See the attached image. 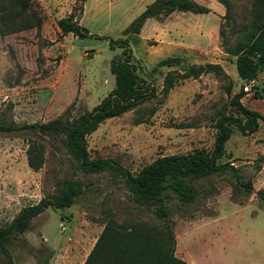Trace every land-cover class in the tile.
Returning a JSON list of instances; mask_svg holds the SVG:
<instances>
[{
  "label": "rangeland",
  "instance_id": "rangeland-1",
  "mask_svg": "<svg viewBox=\"0 0 264 264\" xmlns=\"http://www.w3.org/2000/svg\"><path fill=\"white\" fill-rule=\"evenodd\" d=\"M153 1L81 0L79 7L80 0H32L39 25L22 30H10V23L27 22L28 16L11 14L0 24V124L40 123L91 109L113 87L108 61L122 49L110 41L127 37L137 74L152 83L155 95L99 123L85 137L89 157L115 159L135 173L161 155L210 150L215 119L233 113L230 97L244 84L229 44L234 31L247 24L252 0H229L235 30L217 0H190V11L148 18L138 33L131 32V22ZM1 7L10 9L6 2ZM70 13L85 29L84 37L61 35L56 21ZM166 56H178L181 63L152 70ZM203 63L221 69L184 79L162 96L161 78L168 69ZM246 94L241 103L264 117L263 67ZM257 121L248 135L233 127L218 159L250 181V193L233 187L228 173H219L194 181L197 196L191 203L173 196L164 200L173 254L185 264H264V200L256 196L264 188V120ZM29 142L40 147L37 170L26 164ZM65 178L82 184L72 205L47 207L22 232L13 233L9 259L0 253V264H81L107 220L161 225L152 210L127 200L120 176L82 173L59 139L26 131L0 132V225L22 206L51 194L56 181Z\"/></svg>",
  "mask_w": 264,
  "mask_h": 264
},
{
  "label": "trees",
  "instance_id": "trees-1",
  "mask_svg": "<svg viewBox=\"0 0 264 264\" xmlns=\"http://www.w3.org/2000/svg\"><path fill=\"white\" fill-rule=\"evenodd\" d=\"M225 9L224 17L235 21L229 14V0H217ZM9 4L4 10L1 3ZM193 8L190 0H154L130 24V30L138 33L148 18L167 16L173 11L186 12ZM27 15L29 20L11 22L10 30L38 27L39 17L32 10V0H0V24L3 25L11 14ZM247 24L234 31V38L229 44V51L235 52V71L240 80H254L257 70L264 68V0H252L249 7ZM61 35L71 33L84 37L81 27L73 14L56 21ZM2 28L0 27V33ZM118 44L122 49L119 55L108 61L109 72L113 76V87L101 100L89 110H83L76 116L59 115L40 123L0 124V132L26 131L36 136H51L59 139L69 157L82 173H100L103 171L120 176L123 179L127 200L131 203L152 210L161 220V225L136 220L117 222L107 220L95 238L91 248L81 264H185L174 253V234L167 222L168 212L164 200L173 196L180 203H191L197 196L194 181L211 174L228 173L234 180L230 183L243 193L251 192L249 180L242 181L236 167L229 161L218 163L224 155V143L229 138L233 127L242 135L253 133L258 127V119L264 117L255 110L245 107L240 98L247 93L242 87L229 100L233 113H221L214 121L216 133L210 150L196 148L185 154H165L154 158L141 166L135 173L129 172L119 162L111 158H90L86 149L85 137L93 132L103 120L120 115L136 107L155 95L150 81L141 79L132 60L127 37L110 41V46ZM181 63L178 56H166L159 59L152 67L172 68ZM217 64H191L183 71L168 69L161 78V94L165 96L177 83L188 78H197L209 71H220ZM256 93H254L255 95ZM256 96V95H255ZM153 109L149 110V114ZM137 122H143L139 120ZM40 147L29 142L26 149V164L37 170L42 162ZM259 165L254 166V171ZM82 191V184L74 179L56 181L54 191L37 202L22 206L6 224L0 225V253L9 259L7 243L13 233L22 232L31 219L45 208H67ZM259 200H264V188L256 191Z\"/></svg>",
  "mask_w": 264,
  "mask_h": 264
},
{
  "label": "built area",
  "instance_id": "built-area-1",
  "mask_svg": "<svg viewBox=\"0 0 264 264\" xmlns=\"http://www.w3.org/2000/svg\"><path fill=\"white\" fill-rule=\"evenodd\" d=\"M252 82H253V80H248V81L244 82V84L242 86V90L248 91L250 89V87L252 86Z\"/></svg>",
  "mask_w": 264,
  "mask_h": 264
},
{
  "label": "water",
  "instance_id": "water-1",
  "mask_svg": "<svg viewBox=\"0 0 264 264\" xmlns=\"http://www.w3.org/2000/svg\"><path fill=\"white\" fill-rule=\"evenodd\" d=\"M79 7H81V0H80V3H79Z\"/></svg>",
  "mask_w": 264,
  "mask_h": 264
},
{
  "label": "crops",
  "instance_id": "crops-1",
  "mask_svg": "<svg viewBox=\"0 0 264 264\" xmlns=\"http://www.w3.org/2000/svg\"><path fill=\"white\" fill-rule=\"evenodd\" d=\"M247 95V94H246Z\"/></svg>",
  "mask_w": 264,
  "mask_h": 264
}]
</instances>
